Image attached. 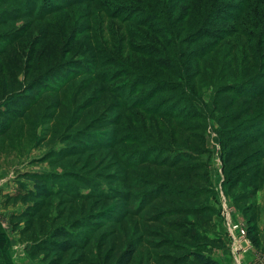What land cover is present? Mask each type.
Wrapping results in <instances>:
<instances>
[{"label": "rangeland", "instance_id": "obj_1", "mask_svg": "<svg viewBox=\"0 0 264 264\" xmlns=\"http://www.w3.org/2000/svg\"><path fill=\"white\" fill-rule=\"evenodd\" d=\"M33 1L0 0V40L14 36L0 102L36 98L0 136V264H48L56 255L30 250L61 224L83 247L60 264H112L131 244V264H170L158 259L176 241L220 264H264V232L242 253L227 223L264 221V159L249 160L264 149V0ZM251 124L256 141L238 142ZM179 154L183 168L167 167ZM27 173L50 190L35 211L12 197L18 180L33 186ZM221 235L225 246L203 239Z\"/></svg>", "mask_w": 264, "mask_h": 264}, {"label": "trees", "instance_id": "obj_2", "mask_svg": "<svg viewBox=\"0 0 264 264\" xmlns=\"http://www.w3.org/2000/svg\"><path fill=\"white\" fill-rule=\"evenodd\" d=\"M22 1V3H28L29 2H34L33 0H20ZM73 0H68V2H66L67 4ZM49 12V11H47ZM46 12H44L43 14H45ZM0 16L1 13H0ZM37 16V15H36ZM3 17V16H2ZM1 20V17H0ZM1 22V21H0ZM3 40H0V50H3L4 46L6 43L8 44L10 42V39H13L14 36H12L10 39H8V35H4ZM69 65L68 67V74L70 75L72 74L71 68H73L72 63L67 64ZM117 71L113 72V74L117 73ZM120 73V72H119ZM118 73V75H119ZM143 80V79H142ZM51 80H46V82H44V84L46 86H50L51 85ZM143 83V81H142ZM35 89V88H34ZM33 88H28L24 93H20V91L14 92V93H6L4 96L5 100L0 102V136L5 134L8 130L9 127L11 125L12 122L16 121L17 119L23 117V115L25 114V112L30 108V106L33 104V101H35V99H31V96L34 92ZM159 91V90H158ZM121 89L118 88V91L116 92V94H120L121 95ZM128 92V96H129ZM146 96V95H145ZM119 97V96H118ZM122 97V95L120 96ZM130 97V96H129ZM144 97V96H143ZM140 99V98H139ZM139 99H137L136 101H138ZM130 99L126 98L124 99V101H127ZM144 100V99H143ZM135 101V102H136ZM134 103V102H133ZM139 103L137 104V107ZM129 107H131V102L128 105ZM145 110H147V108H145ZM169 112V115H172V111H170L169 109L167 110H160V113L162 114V112ZM247 128L249 129V133H241L240 138L237 140L238 142L241 141L240 143H243L246 139L250 140L249 142H254L257 139V134L259 132H261L260 128L258 126H255V124H251L249 126H247ZM126 141H130V140H126ZM162 149H160L161 151ZM166 152V151H165ZM149 153V151H147V154ZM188 156H185V154H179L178 158H176L173 161H170L169 163H167L168 160H166L165 165L167 163V167H174V168H183L182 166H179L176 164V161H178L179 159H186ZM264 159V149L260 148L255 150L254 152H252V154L249 155V160L250 161H256L257 164L259 165V163H261V161H263ZM130 160V158H129ZM170 163H174V165H170ZM164 165V166H165ZM193 166H187L186 169H190ZM194 170V169H193ZM259 177V171L256 172V174H254L253 177V181L255 182L256 179ZM23 179H27V180H31L32 181V187H28L25 184H23L21 181L22 180H18V187L16 189V193L14 196V198H21L22 201H31V200H36L34 202V204L31 205V207H29V210H34V206H38L39 202L42 198L48 196L50 194V190L45 186V180H42L41 178L37 177V175L33 174V173H27L23 176ZM238 180V179H237ZM236 180V181H237ZM235 180H233L230 183V190L231 188L233 189V186L235 185ZM165 185H169L168 183H163L162 186ZM157 189V191H161V188ZM178 189H184L183 187H179ZM255 189V187H254ZM256 190V189H255ZM254 190V191H255ZM203 188H198L197 191L193 192V194H189L187 195H183L182 197H186L189 199L192 198H199V195L203 194ZM254 191L252 193H254ZM180 196V195H179ZM245 196V195H244ZM202 208H195L193 210H201ZM220 211H218L217 215L219 214ZM29 211H26V214H29ZM221 218V217H220ZM211 220V226L215 229L214 227V222H212V217L210 218ZM93 223V222H92ZM214 223V224H213ZM247 236L250 239L252 245H254L255 247L258 245V239H257V231H258V225H257V218H255L254 215L250 216L247 218ZM74 229L75 226H73V224L70 225H66V224H61V225H57L55 227H53L48 235H46L45 237L41 238L40 240H37L33 243V248L30 250L32 251L31 253L34 256L39 255L40 253L44 252V255L53 253L54 255H56V258L52 259L48 264H60L61 262V254L66 253L67 251L70 250H74L77 248H82L83 245L82 244H77V242L75 241V236H74ZM178 229H181L180 227H178ZM186 232H183L181 234L182 238L184 240H189L190 238H195V235L190 236L189 234H187L185 236ZM224 234H226L224 232ZM227 236V235H226ZM224 235V237L221 236H217V237H208V238H203L205 240V243L209 246H215V247H219V246H225L226 243V237ZM170 249L173 253V255H169L167 254L165 255H161L159 256L160 259L158 260H162L163 258L168 261L170 264H220L216 259H214L213 257H211L209 254H207L204 251L201 250H187V246L184 245L183 243H180L179 241H176L172 244H170ZM136 252V248L134 245H130L128 246L119 256L118 258L114 261V263L112 264H131L132 258L134 256ZM58 255V256H57ZM162 257V258H161ZM111 259L110 258H106L102 261V263L100 264H110ZM67 264H97L95 262H90L86 259H84L83 257H80L78 259H75V261H71Z\"/></svg>", "mask_w": 264, "mask_h": 264}, {"label": "built area", "instance_id": "obj_3", "mask_svg": "<svg viewBox=\"0 0 264 264\" xmlns=\"http://www.w3.org/2000/svg\"><path fill=\"white\" fill-rule=\"evenodd\" d=\"M227 223L229 227L228 237L231 243L232 250L242 252V253L248 252V249L250 247L248 246L249 240L247 239L246 226L244 225V223L243 224H239L237 222H230V223L227 222ZM233 231L235 232L236 236H234ZM241 243L245 245H242Z\"/></svg>", "mask_w": 264, "mask_h": 264}, {"label": "crops", "instance_id": "obj_4", "mask_svg": "<svg viewBox=\"0 0 264 264\" xmlns=\"http://www.w3.org/2000/svg\"><path fill=\"white\" fill-rule=\"evenodd\" d=\"M258 227L261 230V232H264V221L263 220L258 222ZM263 241H264V239H263ZM263 246H264V244H263ZM236 261H237V263L239 262V260H236Z\"/></svg>", "mask_w": 264, "mask_h": 264}]
</instances>
